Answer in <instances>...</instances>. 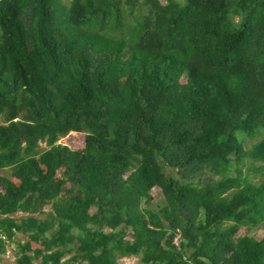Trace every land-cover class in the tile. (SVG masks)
Here are the masks:
<instances>
[{
    "label": "trees",
    "instance_id": "obj_1",
    "mask_svg": "<svg viewBox=\"0 0 264 264\" xmlns=\"http://www.w3.org/2000/svg\"><path fill=\"white\" fill-rule=\"evenodd\" d=\"M0 117V262L264 264V0H0Z\"/></svg>",
    "mask_w": 264,
    "mask_h": 264
},
{
    "label": "rangeland",
    "instance_id": "obj_2",
    "mask_svg": "<svg viewBox=\"0 0 264 264\" xmlns=\"http://www.w3.org/2000/svg\"><path fill=\"white\" fill-rule=\"evenodd\" d=\"M64 3L69 4L71 0H62ZM0 124H5L4 120L2 117H0ZM85 136L86 133H70L66 137H63L59 140V144L66 145L70 147L73 150H81L84 147V141H85ZM242 137V136H241ZM264 137V132L263 134L256 138V139H250L247 138V148L250 149L254 144H256L261 138ZM48 146H46L45 143L41 144V149H46ZM252 167V162L251 160H246V162L242 165L244 174L250 175L251 181L255 184H259L261 180L263 179L262 175L259 173H255L253 170H250ZM166 173L169 175H176V172L171 169V168H166L165 169ZM204 180H206L209 175H203ZM58 179H61L60 173H57L56 176ZM197 181V180H196ZM153 196V203L154 205L153 208L157 210V207L159 205H164L165 204V197L162 194V191L160 188H154L151 192ZM52 212V207H48L45 209V214H50ZM22 217L21 214H18L15 216V218ZM41 219H45V216L40 217ZM240 237H252L256 239L257 241H262L264 239V224L260 225L259 227L255 229L251 228H244L240 232ZM27 240V237L24 235H17L16 241L24 243ZM16 258H17V249L15 244L8 245V251L5 255H2V261L0 264H16ZM35 264H40L39 262H36ZM117 264H142L140 262V257L138 256H131V257H126V258H118Z\"/></svg>",
    "mask_w": 264,
    "mask_h": 264
},
{
    "label": "built area",
    "instance_id": "obj_3",
    "mask_svg": "<svg viewBox=\"0 0 264 264\" xmlns=\"http://www.w3.org/2000/svg\"><path fill=\"white\" fill-rule=\"evenodd\" d=\"M180 238H181V234H179V235L177 236V238L175 239V245H176V246L179 245Z\"/></svg>",
    "mask_w": 264,
    "mask_h": 264
},
{
    "label": "crops",
    "instance_id": "obj_4",
    "mask_svg": "<svg viewBox=\"0 0 264 264\" xmlns=\"http://www.w3.org/2000/svg\"><path fill=\"white\" fill-rule=\"evenodd\" d=\"M21 216H22V214H21Z\"/></svg>",
    "mask_w": 264,
    "mask_h": 264
}]
</instances>
